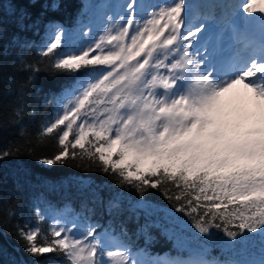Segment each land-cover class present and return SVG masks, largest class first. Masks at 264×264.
I'll list each match as a JSON object with an SVG mask.
<instances>
[{
  "label": "snow or ice",
  "instance_id": "1",
  "mask_svg": "<svg viewBox=\"0 0 264 264\" xmlns=\"http://www.w3.org/2000/svg\"><path fill=\"white\" fill-rule=\"evenodd\" d=\"M125 7L129 18L118 31L100 36L80 53L62 54L58 59L55 66L59 69L91 67L95 72L87 73L90 80L77 90L72 107L45 127L43 134L62 126L63 130L57 137L60 150L42 163L75 159L77 153L71 150L79 149L81 158L84 154L98 156L106 173L111 169L122 183L141 193L165 183L191 190L186 206L177 211L197 213L194 226L200 233L231 224L239 232L228 227L223 231L232 240L247 239L245 231L264 239V40L259 45L246 42L247 55L229 67L210 61L199 47L189 52V37L204 27L181 32L187 19L185 0L157 6L147 16L136 0H129ZM235 7L250 16L264 14V0H241ZM255 20L264 25V15L252 16L251 21ZM61 42L58 31L44 54ZM102 45L112 47L106 55L89 58L91 52H103ZM170 58L174 59L167 63ZM162 67L167 71H160ZM202 199L218 203L206 206L200 214L201 205L193 206L192 201ZM229 205L240 207L229 211ZM119 207V203L111 205L112 209ZM218 219L221 223H216ZM39 231L20 230L27 241L26 251L34 256L60 250L69 264H145L122 242L109 247L94 228L83 238L70 237L64 228L53 229L57 239L37 244ZM150 264L219 262L169 257Z\"/></svg>",
  "mask_w": 264,
  "mask_h": 264
},
{
  "label": "trees",
  "instance_id": "2",
  "mask_svg": "<svg viewBox=\"0 0 264 264\" xmlns=\"http://www.w3.org/2000/svg\"><path fill=\"white\" fill-rule=\"evenodd\" d=\"M90 21L87 0H0V154L9 153L0 155V264H69L60 250L32 255L20 236L21 229L38 228L36 243H51L57 239L53 229L65 218L78 221L86 232L94 228L97 236L113 235L149 259L200 254L219 264H262L264 239L258 233L245 231L247 239L232 240L223 231L239 232L231 224L200 233L194 226L197 213L177 211L186 206L191 190L165 183L141 193L122 183L118 173H106L98 156L81 158L79 149L71 150L75 159L42 163L60 150L57 137L63 126L43 133L62 112V91L95 72L91 67L72 71L55 66L62 54L80 47L75 39ZM57 31L70 40L45 55ZM113 203L119 209H112ZM197 203L202 214L218 201H192ZM239 207L229 205L228 210Z\"/></svg>",
  "mask_w": 264,
  "mask_h": 264
},
{
  "label": "rangeland",
  "instance_id": "3",
  "mask_svg": "<svg viewBox=\"0 0 264 264\" xmlns=\"http://www.w3.org/2000/svg\"><path fill=\"white\" fill-rule=\"evenodd\" d=\"M87 1L90 4L91 22L80 29L81 35L75 39L74 43H80V47L68 53H80L83 49L93 46L98 42L100 36L107 35L109 31L115 33L123 26L124 21L129 18V16L126 15L129 9L125 7V5L129 3V0ZM185 2L188 6L186 9L187 19L185 20L184 26L181 28V32H185L188 28L195 30L201 25L204 27V31L197 32L195 36L189 37V40L192 42L189 52L199 47L202 54L207 56L210 61L231 67L232 65L238 64L242 56L247 55L244 45L249 39L256 45H259V43L264 40V35H260L261 33L264 34V25H262L259 20L251 21L252 16L264 14L257 12L250 16L248 13L238 11L235 6L240 3L241 0H185ZM96 3L99 4L95 8L94 5H96ZM136 3L141 5L140 11L142 15L147 16L148 13L155 10L157 6L172 4L174 0H136ZM191 4L195 5L194 10H190ZM184 15L185 13H182V17ZM133 19L134 24L137 23L135 17H133ZM139 22L142 23L143 20L141 19ZM132 31L133 29L129 30L130 34ZM56 34H58V31ZM235 34L237 38L233 42L230 38ZM165 35H168V33L166 32ZM215 36H217L216 41H214ZM254 36H258L259 40L255 41L257 38H254ZM69 40L70 37L66 34H61V43L69 42ZM183 43L187 44L188 41H183ZM214 46H217L219 49L215 51ZM111 47V45H102L103 52L100 50L91 52L89 58L97 54L106 55L108 49ZM179 55L180 53H176L177 57ZM172 59L174 58H170L167 63H171ZM103 67L105 68L106 66ZM160 71L166 72L167 69L162 67ZM78 79L80 80L78 81V85L73 88V92L69 90L65 91L63 97L59 100L58 104L63 111L66 108H71V105L75 103L74 95L82 85L87 84L90 77H81ZM179 83L182 82H178V84ZM57 218L60 220L59 215ZM58 222L60 223V228H64L65 233L70 237L83 238L86 234V232L79 231L78 224L73 219L66 218V220L63 219V222ZM56 224L58 225V223ZM107 242L108 246L111 248H115L118 245L115 239L110 236H107ZM200 258H202L200 255L195 254L191 260ZM104 259L106 260L107 257H104ZM145 264L149 263L145 262Z\"/></svg>",
  "mask_w": 264,
  "mask_h": 264
},
{
  "label": "bare ground",
  "instance_id": "4",
  "mask_svg": "<svg viewBox=\"0 0 264 264\" xmlns=\"http://www.w3.org/2000/svg\"><path fill=\"white\" fill-rule=\"evenodd\" d=\"M259 39V38H258Z\"/></svg>",
  "mask_w": 264,
  "mask_h": 264
}]
</instances>
